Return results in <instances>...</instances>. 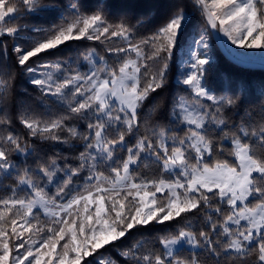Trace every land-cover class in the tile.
Returning <instances> with one entry per match:
<instances>
[{
  "label": "snow or ice",
  "instance_id": "snow-or-ice-1",
  "mask_svg": "<svg viewBox=\"0 0 264 264\" xmlns=\"http://www.w3.org/2000/svg\"><path fill=\"white\" fill-rule=\"evenodd\" d=\"M217 38L264 72V0H0V264H264V79Z\"/></svg>",
  "mask_w": 264,
  "mask_h": 264
},
{
  "label": "trees",
  "instance_id": "trees-1",
  "mask_svg": "<svg viewBox=\"0 0 264 264\" xmlns=\"http://www.w3.org/2000/svg\"><path fill=\"white\" fill-rule=\"evenodd\" d=\"M212 43L214 55L217 59V73H227L235 79H243L253 83H259L264 79V72L259 71V69L248 68L231 62L221 53L214 40ZM70 47H75V45H70ZM247 69H252L253 71L249 72ZM212 79L216 80L217 76L213 75Z\"/></svg>",
  "mask_w": 264,
  "mask_h": 264
},
{
  "label": "water",
  "instance_id": "water-1",
  "mask_svg": "<svg viewBox=\"0 0 264 264\" xmlns=\"http://www.w3.org/2000/svg\"><path fill=\"white\" fill-rule=\"evenodd\" d=\"M216 45L218 46L219 50L221 51V53L231 62L237 64L232 57L225 51L224 46L219 42V39H214ZM244 67H248V68H255V69H259L260 68V62L258 61H252L251 63H247V64H238Z\"/></svg>",
  "mask_w": 264,
  "mask_h": 264
},
{
  "label": "rangeland",
  "instance_id": "rangeland-1",
  "mask_svg": "<svg viewBox=\"0 0 264 264\" xmlns=\"http://www.w3.org/2000/svg\"><path fill=\"white\" fill-rule=\"evenodd\" d=\"M233 51L243 52L244 50L236 49L235 46H233ZM247 56L251 57L253 61L260 62L261 60V54L259 52H248Z\"/></svg>",
  "mask_w": 264,
  "mask_h": 264
}]
</instances>
